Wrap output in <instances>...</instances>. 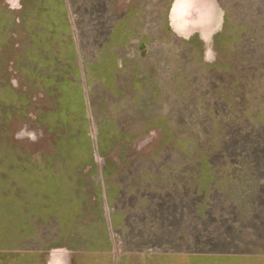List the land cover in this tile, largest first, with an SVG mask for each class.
I'll use <instances>...</instances> for the list:
<instances>
[{
	"label": "crops",
	"instance_id": "1",
	"mask_svg": "<svg viewBox=\"0 0 264 264\" xmlns=\"http://www.w3.org/2000/svg\"><path fill=\"white\" fill-rule=\"evenodd\" d=\"M52 1L37 0L26 20V74L39 94H43L40 89L44 90V85L49 93L67 95L74 91V82L85 80L81 90L85 94L93 91L97 103L100 101L92 108L93 116L100 127L106 126L101 137L109 145L92 158L89 173L84 172L88 181L54 184L53 203L46 208L45 221L39 212L36 232L21 230L18 236L11 227L6 228V241L14 238L15 244L5 245L0 264H203L199 261L205 255L235 254L234 247L217 250L215 244L221 239L224 244L236 245V233H250L257 223L264 233V18L258 59L259 149L143 151L137 146L149 132L139 133L149 130L151 124L155 126L156 118L140 117L139 51L149 40L142 38L147 34L141 36L142 25L137 22L141 0H85L83 9L75 12L83 16L80 28L87 33L100 27L109 44L85 38L83 51L75 41V22L73 25L70 17L66 21L55 18L60 8L51 6ZM21 2L9 9H19ZM57 2L68 15L66 3ZM259 7L263 16L264 0H259ZM165 8L163 31L169 40L173 35L185 42L196 37L198 44L191 46L202 47V61L230 63L228 48L234 42L225 35L224 0H167ZM41 14L45 15L43 21ZM143 25L148 31L154 28ZM209 46L211 55L205 48ZM243 55L244 64L250 63V52ZM229 67L232 65L223 69L228 71ZM44 155L36 160L49 158V154ZM42 163L37 161L36 168ZM206 212L212 216L222 213L225 222L233 216L229 235L218 236L217 225ZM206 220L208 233L202 223ZM41 237L45 246L25 244L26 239L31 242Z\"/></svg>",
	"mask_w": 264,
	"mask_h": 264
},
{
	"label": "rangeland",
	"instance_id": "2",
	"mask_svg": "<svg viewBox=\"0 0 264 264\" xmlns=\"http://www.w3.org/2000/svg\"><path fill=\"white\" fill-rule=\"evenodd\" d=\"M63 1L70 9L68 15L64 14L63 4L57 0L49 4L55 9L60 8L55 18L66 21L70 17L73 25L75 22V41L82 51L85 38L94 40V43L100 40V43L109 44L100 27L87 33L80 28L83 16L75 15V12L79 10L77 8L83 9L85 0ZM229 1L234 6L227 10L230 22L225 35L234 43L228 48L231 51L230 63L223 61L218 64L202 61V47L191 46L198 44L196 37L185 42L173 35L169 40L163 31L167 0H141L137 22L144 27L141 26V36L147 34L142 38L149 40L146 41L148 46L140 47L139 51L140 117L147 120V116L151 119L155 115L156 119L155 126L150 125V131L139 133L142 136L149 132L139 146L134 145L135 149L156 152L259 149L261 80L258 59L264 13L261 16L259 0H251L246 5L234 2L236 0ZM15 2L0 0V252L5 245L15 244L14 238L6 241L7 227H11L14 235L18 236L21 230L36 232L39 212L42 220L43 215L46 216V208L53 203L54 184L68 182L79 185L88 181L84 172L89 173L92 158L101 155L109 145L108 140L101 137V130L103 132L106 126L100 127L93 116L92 108L97 107L100 101L97 103L93 91L85 94L81 90L85 80L74 82V91L67 95L49 93L44 85L45 89H40L43 94L37 92L23 66L29 51L26 20L37 0H22L19 9L10 10V7H18ZM44 17V14L39 15L41 21ZM143 23L154 28L148 31ZM46 28L49 30L48 26ZM73 31L70 40H73ZM205 48L211 55L212 47ZM246 50L251 58L250 63L244 64ZM227 64L232 65L228 71L223 69ZM148 144L151 145L144 148ZM41 154H49V158L36 160V156L42 157ZM37 161L42 163L39 168L35 166ZM236 173L241 175L239 170ZM213 210H217L216 207ZM205 214L208 215L206 217L212 216L208 212ZM223 217L222 213L212 216L218 236L229 235L232 228L233 216L227 223ZM21 222L26 223L24 228L20 226ZM207 222H202L206 233ZM262 235L259 223L254 224L250 233L239 230L235 235L236 245L224 244L222 239L220 244H215L220 252L234 247L235 254L205 255L199 262L262 264ZM41 239L31 242L26 239L25 244L45 246L46 241Z\"/></svg>",
	"mask_w": 264,
	"mask_h": 264
},
{
	"label": "trees",
	"instance_id": "3",
	"mask_svg": "<svg viewBox=\"0 0 264 264\" xmlns=\"http://www.w3.org/2000/svg\"><path fill=\"white\" fill-rule=\"evenodd\" d=\"M241 2V3H243L244 5H246L247 3H250L251 2V0H236V1H234V2ZM259 2V1H258ZM224 4H225V9H226V11L228 10V9H232V6H234V4L232 3V1H229V0H224ZM247 7V6H246ZM249 8V7H248ZM228 13H229V11H227V15H226V28H227V26H228V24H229V22H230V19L228 18ZM256 25V24H255ZM206 67H208V68H210V66H206ZM211 68H214L213 66L211 67Z\"/></svg>",
	"mask_w": 264,
	"mask_h": 264
}]
</instances>
